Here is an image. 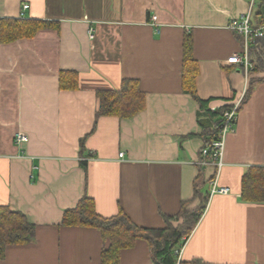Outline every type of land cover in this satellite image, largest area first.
<instances>
[{"label":"crops","instance_id":"obj_1","mask_svg":"<svg viewBox=\"0 0 264 264\" xmlns=\"http://www.w3.org/2000/svg\"><path fill=\"white\" fill-rule=\"evenodd\" d=\"M246 6L247 0H0V22L49 23L0 39V205L35 226L28 242L5 246L0 264H100V230L62 223L64 210L84 195L98 214L122 210L142 227L166 226L164 215L178 213L181 203L197 207L193 183L197 178L209 193L214 170L199 162L215 128L206 108L242 92L218 177L229 192L207 197L179 258L264 264V201L240 196L245 170L264 166V54L261 63L257 55L264 0L252 9L263 35L250 47L254 68L247 75L234 59L242 37L227 27ZM187 34L198 99L182 88ZM61 71L75 73L71 86L61 87ZM125 78L138 81L143 107L130 116L96 117L97 91L117 89ZM18 131L27 136L21 143L14 141ZM119 264L156 263L148 242L137 238L121 249Z\"/></svg>","mask_w":264,"mask_h":264},{"label":"trees","instance_id":"obj_2","mask_svg":"<svg viewBox=\"0 0 264 264\" xmlns=\"http://www.w3.org/2000/svg\"><path fill=\"white\" fill-rule=\"evenodd\" d=\"M40 20L1 19L0 39L9 41L19 36H27L39 27L48 25ZM264 54V47L260 55ZM191 36L187 34L183 44L182 88L195 95V68L192 64ZM66 75L68 80H66ZM75 73L61 71L59 82L61 87L71 86ZM72 78V79H71ZM99 100L95 116L114 114L130 116L143 107L144 94L139 88L138 81L132 78L122 80L117 89L98 90ZM198 99V97L196 96ZM205 107V101L200 100ZM228 105L216 107L214 111L206 108L207 115L215 124L211 138L205 140L203 145L213 138L220 122L221 111ZM80 163L85 165V161ZM197 179V178H196ZM193 183V193L201 198L200 204L195 208H181L175 215H164L167 222L164 227H142L134 223L122 210L115 215L102 216L94 209V203L87 195L82 196L75 207L64 210L62 223L65 225L94 226L101 232L104 245L100 254V264H119L121 249L130 247L137 238L145 239L151 250V257L156 264H195V261L177 259L175 250L180 247L200 217L206 204L208 192L202 190L198 180ZM240 196L246 201H264V166H251L245 170L241 178ZM171 220L178 221L173 224ZM34 224L28 222L20 211H11L5 205H0V253L10 243H26L34 232Z\"/></svg>","mask_w":264,"mask_h":264},{"label":"built area","instance_id":"obj_3","mask_svg":"<svg viewBox=\"0 0 264 264\" xmlns=\"http://www.w3.org/2000/svg\"><path fill=\"white\" fill-rule=\"evenodd\" d=\"M257 0H247V6L244 11L238 13L237 15L231 17L227 23V27L236 33L240 34L243 40V48L242 52L235 53L234 59L236 62L240 63L243 71L247 75L249 71L254 68V63L250 57V47L256 46L258 44V40L263 35V26L253 24L251 21L252 9L255 6ZM23 7H27V4L24 3ZM154 19V16H152ZM88 33L92 36V30L89 29ZM244 96V92L240 95L234 97L228 105L222 109L221 111V122L213 136V138L207 143L203 145L200 149L201 159L200 163L203 164H211L214 167L213 174L210 178V189L208 196L213 193H227L229 192V187L225 185H221L218 182L219 173L221 167L223 165V152L225 139L229 132L234 130V124L237 119V111L241 105L242 99ZM208 109L214 111L216 109L215 106H208ZM27 139L25 133L18 131L14 136V141L16 143H21ZM122 155V152L119 153ZM202 213V212H201ZM187 239V236L184 237V241ZM175 250L177 259H179V255L182 249V245Z\"/></svg>","mask_w":264,"mask_h":264}]
</instances>
